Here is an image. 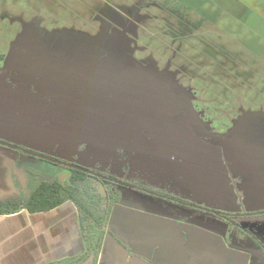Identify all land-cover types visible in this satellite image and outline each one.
<instances>
[{"label":"rangeland","instance_id":"obj_1","mask_svg":"<svg viewBox=\"0 0 264 264\" xmlns=\"http://www.w3.org/2000/svg\"><path fill=\"white\" fill-rule=\"evenodd\" d=\"M0 56L20 76L19 113L4 115L17 128L8 136L1 127L4 138L36 148L41 139L43 149L64 158L81 145L79 160L94 159L121 179L216 213L264 208V188L234 193L231 184H213L231 153L258 156L264 174V0H0ZM34 121L54 128L38 131ZM67 133L76 142L65 150L57 137ZM121 192L127 208L186 218L207 233L199 260L185 251L170 261L225 260L231 223L137 190ZM119 212L107 229L131 233ZM141 225L146 245L165 237V226Z\"/></svg>","mask_w":264,"mask_h":264},{"label":"flooded vegetation","instance_id":"obj_2","mask_svg":"<svg viewBox=\"0 0 264 264\" xmlns=\"http://www.w3.org/2000/svg\"><path fill=\"white\" fill-rule=\"evenodd\" d=\"M5 57L0 56V131L1 127H8L9 136L14 133L17 124L15 122H5L4 115L7 112L16 115L19 113L17 99H19L20 95L17 93V85L20 76L11 66H4ZM15 91L17 92L15 93ZM81 93L75 95L76 99H80L79 95ZM62 98L65 99V96ZM93 101L100 102L99 99H94ZM38 119L40 120L41 118ZM33 123L38 131L44 128L46 130H53L54 128L52 122H47L43 125H40L38 121H34ZM29 130L33 132L32 127H29ZM45 135L47 134L43 136ZM24 136L31 137L32 133ZM57 139L60 140L62 148L68 150L72 146H75L76 134H61ZM38 145L39 147L36 148L34 146L30 147L21 141L15 140L12 142L7 137L4 138L0 133V148L6 151L0 159L1 175L8 176L14 188V193L7 195L0 202L10 201L17 204H24L31 196L38 197L45 190L50 192L57 190L61 196L66 197V200L58 206L67 203L74 209L83 234L87 231L86 227H88V223L93 224V220L102 219L104 216L107 217L104 232H107L110 215L117 207L118 209L121 207L136 211L144 218H148L144 220L151 221V229L160 226L166 227V224L161 218L169 217L153 215L146 208H127L121 204L122 189L126 188L130 191L137 190L141 193L149 194V196L153 195L154 197L162 198L174 204L177 203V205H187L188 207L196 208L195 210L214 214L223 219V221L231 223L234 232L233 239L229 238L231 241L230 247L227 246L225 248L226 264H249L251 260L253 264H260L261 259H263L262 264H264V237L263 240H259L258 237L264 228V208L253 205V207L247 206L246 211L240 210L239 212L225 214L216 213L213 210H208L195 203L185 200L178 201L174 196H170L165 191L154 189L142 181L121 179L115 173L107 170L108 168L104 169L99 166L94 159H89L87 162L79 160V153L84 152L81 145L77 146L78 150L74 155L65 158L57 156L55 149L52 153L48 149H43L41 139L38 141ZM49 146H52V143ZM238 155L239 153L235 155L231 153L226 158L222 157L224 169L220 168V172L223 175V179L213 184H231L234 193H237V190L247 193L250 189L253 194H256L264 188V174L260 173L257 160L258 156L247 154ZM125 161L126 159L122 157L119 163L128 165ZM122 172L120 173L122 174ZM21 210L28 212L27 209ZM172 220L180 224L178 229L181 233L179 235H181L180 242L182 248L185 250L189 248L192 252L194 251L195 256H199L201 254L199 250H202V247L206 243L207 233L197 230V227L188 222L186 218L180 220L173 218ZM237 220L243 224H237ZM129 224L133 229L136 228V224ZM101 228L103 227L101 226ZM234 234L240 235L241 238L238 240L234 239ZM103 238H105V234H103ZM217 241H220V239H217ZM238 242L241 244L240 247L236 245Z\"/></svg>","mask_w":264,"mask_h":264},{"label":"crops","instance_id":"obj_3","mask_svg":"<svg viewBox=\"0 0 264 264\" xmlns=\"http://www.w3.org/2000/svg\"><path fill=\"white\" fill-rule=\"evenodd\" d=\"M120 209V222L134 223L136 228L132 227L126 235L119 229L105 232L95 262L94 254L85 251L83 230L67 203L44 212L21 210L0 215V264H55L75 258L79 259L75 264H178L177 260H183L178 253L186 255L185 251H191L182 248L180 224L175 220L161 218L166 224L162 232L165 237L154 245H146L149 242L139 230L143 229L141 224L151 227V221H144L148 218L136 211ZM139 219L143 222L139 223ZM174 252L178 256L170 261ZM222 264H226L225 260Z\"/></svg>","mask_w":264,"mask_h":264},{"label":"trees","instance_id":"obj_4","mask_svg":"<svg viewBox=\"0 0 264 264\" xmlns=\"http://www.w3.org/2000/svg\"><path fill=\"white\" fill-rule=\"evenodd\" d=\"M66 200V197L61 196L60 192L53 190L50 192L48 190L43 191L38 197L31 196V198L24 204H17L10 201L0 202V215L13 214L21 209H27L28 212H44L53 209L54 207L60 205ZM107 217L104 216L102 219L93 220V224L88 223L86 227L87 231L84 235V245L86 253H93V261L95 262L97 254L99 252L103 234L105 233L104 228L106 226ZM101 226L103 228H101ZM86 253L83 257H86ZM79 259H67L55 264H75Z\"/></svg>","mask_w":264,"mask_h":264},{"label":"water","instance_id":"obj_5","mask_svg":"<svg viewBox=\"0 0 264 264\" xmlns=\"http://www.w3.org/2000/svg\"><path fill=\"white\" fill-rule=\"evenodd\" d=\"M5 150L0 148V159L4 156ZM14 193L13 184L10 183V179L8 176L1 175L0 170V200L4 199L7 195H11Z\"/></svg>","mask_w":264,"mask_h":264}]
</instances>
